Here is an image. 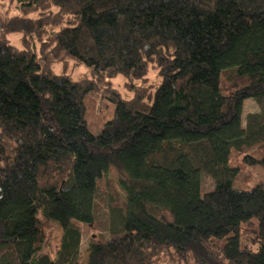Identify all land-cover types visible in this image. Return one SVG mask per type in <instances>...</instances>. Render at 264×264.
Masks as SVG:
<instances>
[{
	"label": "trees",
	"instance_id": "16d2710c",
	"mask_svg": "<svg viewBox=\"0 0 264 264\" xmlns=\"http://www.w3.org/2000/svg\"><path fill=\"white\" fill-rule=\"evenodd\" d=\"M17 1L0 27V264H264V183L233 186L264 167V0ZM99 87L115 109L93 134ZM249 98L260 112L243 125ZM110 172L118 218L82 261ZM201 172L215 181L204 194Z\"/></svg>",
	"mask_w": 264,
	"mask_h": 264
},
{
	"label": "rangeland",
	"instance_id": "374dc122",
	"mask_svg": "<svg viewBox=\"0 0 264 264\" xmlns=\"http://www.w3.org/2000/svg\"><path fill=\"white\" fill-rule=\"evenodd\" d=\"M17 0H0V27L2 23L12 15H20ZM1 36V32H0ZM7 39L11 41L16 47H22L21 44V34L11 33L7 34ZM38 47V46H37ZM57 64L55 65V69ZM57 70V69H56ZM86 71L85 67L73 68V75L77 76L80 73ZM149 82L155 84L156 86L160 84L161 78L158 77L157 71L150 69L148 73ZM125 78L122 75H117L111 79L112 86L118 90V92L124 98H130L133 96V92L128 90L125 86ZM141 83V81H138ZM155 86V87H156ZM155 88L153 89V92ZM104 89L100 88L94 94H88L85 97L86 112L85 120L88 129L93 134H99L104 126V124L113 117L115 104L105 97ZM260 112V108L255 100L249 98L244 101L243 104V114L242 123L245 125L246 116L249 113ZM252 156L261 159L263 157V151L261 149H253L248 152ZM111 179V185L105 186L98 190L95 196V206H94V220L91 223H82V238L79 250V258L84 261L86 258L87 250L91 243L95 241L107 240L110 237L112 226L117 220V215H115L112 210V205L115 203L116 196L118 194L119 199L122 198L123 192L120 186L116 183L118 175L115 172H110L108 174ZM243 177L244 178L243 180ZM242 178V179H241ZM240 180V181H239ZM238 181L233 182V186L237 189H252L255 185L264 183V167L262 165H253L244 168L239 176ZM243 180V182L241 181ZM241 182V183H240ZM215 186L214 179L207 173L201 172V192L204 194L206 191L212 190ZM256 222V220H253ZM247 224H243L240 231V240L242 247L247 243L248 234L246 232ZM63 230L60 226L52 231L51 241L48 246V252L52 259H57L58 251L60 249L62 240Z\"/></svg>",
	"mask_w": 264,
	"mask_h": 264
}]
</instances>
